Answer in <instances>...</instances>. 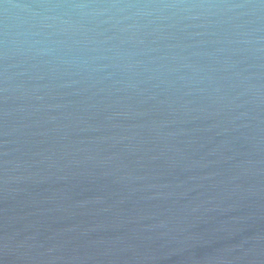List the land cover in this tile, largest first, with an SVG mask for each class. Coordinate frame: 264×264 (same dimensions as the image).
<instances>
[{"label":"water","instance_id":"obj_1","mask_svg":"<svg viewBox=\"0 0 264 264\" xmlns=\"http://www.w3.org/2000/svg\"><path fill=\"white\" fill-rule=\"evenodd\" d=\"M0 264H264V0H0Z\"/></svg>","mask_w":264,"mask_h":264}]
</instances>
